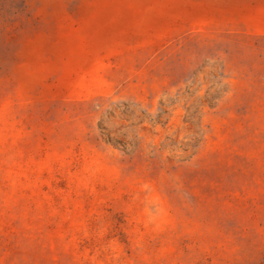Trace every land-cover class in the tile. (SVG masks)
I'll return each instance as SVG.
<instances>
[{
	"label": "rangeland",
	"instance_id": "obj_1",
	"mask_svg": "<svg viewBox=\"0 0 264 264\" xmlns=\"http://www.w3.org/2000/svg\"><path fill=\"white\" fill-rule=\"evenodd\" d=\"M0 264H264V0H0Z\"/></svg>",
	"mask_w": 264,
	"mask_h": 264
}]
</instances>
